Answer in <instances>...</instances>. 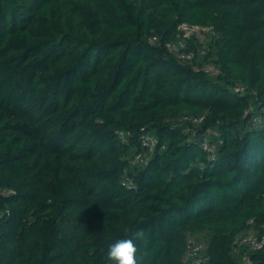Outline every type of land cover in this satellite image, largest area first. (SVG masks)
Here are the masks:
<instances>
[{
	"label": "trees",
	"instance_id": "16d2710c",
	"mask_svg": "<svg viewBox=\"0 0 264 264\" xmlns=\"http://www.w3.org/2000/svg\"><path fill=\"white\" fill-rule=\"evenodd\" d=\"M182 22L213 28L193 64L218 74L165 46ZM184 115L204 116L194 134ZM257 115L264 0H0V264H111L107 246L141 226L147 264H191L202 233V264H243L236 235L264 232ZM247 253L264 264V247Z\"/></svg>",
	"mask_w": 264,
	"mask_h": 264
},
{
	"label": "built area",
	"instance_id": "2783aa9c",
	"mask_svg": "<svg viewBox=\"0 0 264 264\" xmlns=\"http://www.w3.org/2000/svg\"><path fill=\"white\" fill-rule=\"evenodd\" d=\"M215 32L211 26L208 25H198L191 24L187 22H182L178 26V35L176 41L166 42L165 46L169 49L170 52L174 53L176 57L186 63L193 64V60L197 59V54L203 56L208 51L209 41ZM156 36H151L149 40H156ZM193 39L195 41L196 50L188 49V42ZM193 67L196 70H202L209 75H216L219 73L217 67H215L211 63H204L199 66L197 64H193ZM233 91L243 93L245 90V86L241 83H236L232 87ZM204 116H187L184 115L180 117V124H183V130L186 133L194 134L196 131V127L202 122ZM253 121L264 122V117L255 116ZM142 132L139 135V140L143 148H146L148 152H152L154 148L159 144L158 138L153 135L150 131H145L142 127ZM211 133H215L214 131H206V135H210ZM119 134L122 136L123 132L120 131ZM216 134V133H215ZM202 148L208 151H212V147L209 142L205 139L201 143ZM164 145H161V148ZM147 156L143 155V153H137L134 155L132 162L142 164L145 162ZM130 183V181H128ZM264 247V232L259 233L253 228H249L245 231L238 233L233 241L234 252H238L239 250L243 251L241 256V261L243 264L250 263V259L247 251L259 250ZM206 260L203 254V246H201L194 238V236H188L186 250L183 255V261L190 262L191 264H202Z\"/></svg>",
	"mask_w": 264,
	"mask_h": 264
},
{
	"label": "clouds",
	"instance_id": "9594fccd",
	"mask_svg": "<svg viewBox=\"0 0 264 264\" xmlns=\"http://www.w3.org/2000/svg\"><path fill=\"white\" fill-rule=\"evenodd\" d=\"M126 235L115 239L107 246L106 258L111 264H147L149 251L141 248L138 242L146 238V231L141 227L125 230Z\"/></svg>",
	"mask_w": 264,
	"mask_h": 264
},
{
	"label": "rangeland",
	"instance_id": "374dc122",
	"mask_svg": "<svg viewBox=\"0 0 264 264\" xmlns=\"http://www.w3.org/2000/svg\"><path fill=\"white\" fill-rule=\"evenodd\" d=\"M207 235L205 233H202L200 235H196L194 236L195 240L201 245V246H204V241H205V237Z\"/></svg>",
	"mask_w": 264,
	"mask_h": 264
}]
</instances>
